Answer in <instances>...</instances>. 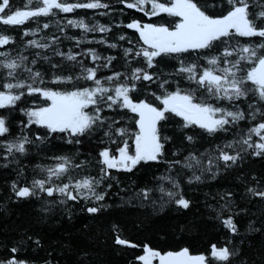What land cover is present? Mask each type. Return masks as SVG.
I'll return each mask as SVG.
<instances>
[{
    "label": "snow or ice",
    "instance_id": "snow-or-ice-1",
    "mask_svg": "<svg viewBox=\"0 0 264 264\" xmlns=\"http://www.w3.org/2000/svg\"><path fill=\"white\" fill-rule=\"evenodd\" d=\"M0 26V218L28 208L0 264H264V0H0Z\"/></svg>",
    "mask_w": 264,
    "mask_h": 264
},
{
    "label": "trees",
    "instance_id": "trees-1",
    "mask_svg": "<svg viewBox=\"0 0 264 264\" xmlns=\"http://www.w3.org/2000/svg\"><path fill=\"white\" fill-rule=\"evenodd\" d=\"M12 3H13V5H17V4L23 5L24 0H12ZM83 14H84V11L80 10V15H83ZM89 15H91L90 12H89ZM97 18L102 23H107L108 20L110 19L109 17H97ZM89 22H91V21H89ZM0 30H4V26H0ZM68 32L70 35H79L80 34V31L78 29L69 28ZM92 35L98 36L99 34H91V33L89 34V36H92ZM71 43H72L71 41H64L63 50L67 51L68 47L71 46ZM92 46L97 47L96 45H92ZM98 50L101 52H105V49L103 48V46H99ZM105 54H107V52H105ZM33 160L35 162V157L33 158ZM0 211H2V210H0ZM27 211H28V208L26 206H13L10 209V212H9L7 218H0V228H3L5 225L7 227L11 228L13 226V223L18 221L21 216H23L25 213H27ZM194 211H195V209H194ZM160 215H161L162 219L156 220L154 226L150 225L149 231L145 232L143 235H138L133 231L132 225L137 222L136 221V214H129L127 212L116 211V212L112 213V218H115V219H118L122 222H125V224L127 226L128 233L131 234L132 236H134L138 240H143L144 236H149L152 239L153 243L158 244L159 246L165 247V248H167L168 246L174 245L177 242H180V243L186 242V243L191 245L193 253H196L197 251H202L205 243L209 239H212L214 236L212 230L209 229L206 233H202L200 236H195V235L185 236L184 240L181 241V240H179L178 236L173 235L171 233V229L174 226H176V222L178 219L182 221L184 219V217H177V215L175 213H169L168 215H164V213H161ZM141 219H142V217H141ZM77 226H79V225L77 224ZM43 227H44L45 231H48L47 225H44ZM51 227L54 230L59 229L58 225H52ZM153 227L163 228V229L167 230L169 232V239L166 242H161L159 240V237L152 230ZM63 228L65 230L70 231V232H73V233L75 232V229L69 224H65L63 226ZM51 234H59V232L55 231ZM74 239H80V237L74 236ZM131 252H132V250L121 251V253L119 255H117L116 252H114L113 250L108 249V248H101L99 250V254H100L101 258L108 261L109 264H126V261L128 259H131Z\"/></svg>",
    "mask_w": 264,
    "mask_h": 264
},
{
    "label": "water",
    "instance_id": "water-1",
    "mask_svg": "<svg viewBox=\"0 0 264 264\" xmlns=\"http://www.w3.org/2000/svg\"><path fill=\"white\" fill-rule=\"evenodd\" d=\"M195 254V253H194Z\"/></svg>",
    "mask_w": 264,
    "mask_h": 264
}]
</instances>
